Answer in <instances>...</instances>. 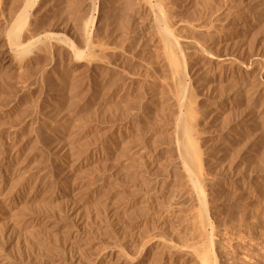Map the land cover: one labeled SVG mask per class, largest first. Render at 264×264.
<instances>
[{"label":"rangeland","instance_id":"374dc122","mask_svg":"<svg viewBox=\"0 0 264 264\" xmlns=\"http://www.w3.org/2000/svg\"><path fill=\"white\" fill-rule=\"evenodd\" d=\"M164 2L183 35L233 57L200 65L185 52L217 264H264V0ZM140 3L29 1L30 47L0 56V202L29 179L25 218L0 205V264H123L103 251L187 230L173 84Z\"/></svg>","mask_w":264,"mask_h":264},{"label":"bare ground","instance_id":"6f19581e","mask_svg":"<svg viewBox=\"0 0 264 264\" xmlns=\"http://www.w3.org/2000/svg\"><path fill=\"white\" fill-rule=\"evenodd\" d=\"M29 1L33 2V0H0V39H2L4 42V44L0 45L1 46L0 56L4 55L8 58L14 57L16 55L20 56L19 54L21 52L26 51L28 47H30L28 31H29V19L32 15L31 14H30L31 16L29 15L30 13ZM34 1L40 2V0H34ZM163 1L164 0H141L140 5H143L141 7L147 9L148 16L146 19V23L150 24L149 27H151L153 30L152 32L157 40V44L160 46L161 49L163 63L168 69L173 84L174 102L176 103V107H177L176 115L174 117L175 118L174 124H173V133L175 135L174 145L176 150L175 162L177 169L179 170L181 182L186 188L189 201L191 203L190 205L192 206L189 209V211L187 210L188 212L185 214L186 218H184L185 219L184 221L186 222L187 230L185 231L186 228H183V230L185 231L184 232L181 229V231L184 234H182L180 231L175 232L176 230H174L175 233L174 234L172 233L173 234L172 236L169 234L168 236L166 235L164 236V234L161 235L160 233L156 232V230L155 231L153 230L150 233H147V235L143 238V240L140 241V245L138 249L136 248L134 252L133 251L124 252V250L121 252L122 249L119 250L117 246L111 247L109 245H108L109 247H107L103 252L113 253L116 250H118V252L120 251L119 253H121L122 256L120 255L119 256L125 262L123 264H148L151 261L150 260L148 262V260L151 259L152 256L154 255L167 256L172 260H175V262L173 263L176 264H217V259L215 255V253H217L215 252L216 243L215 240L213 239V237L216 236H213L212 233L213 231L215 232L216 226L214 227V223L212 221L213 217L212 215H210L211 210L209 211L210 208L208 209V201H207V195H208L207 187L209 186L211 180L210 181L208 180L209 176L208 177L205 176V170H204L205 157H203V152H201L198 143L199 138H198V133L196 131V126H197L196 121H198L197 116L200 112L197 111L198 108L195 107L196 97L193 94L191 86L189 85L190 81L188 82L189 69H188V62L185 52L186 50L189 49L192 50L194 52V56L198 59V63L200 65L205 62L208 63L218 62L220 64L232 63L233 57L231 58L223 57L220 56L219 54H215L210 49L201 45L193 37L183 35V33L180 32L181 30H179L182 24L172 22L169 19L170 15L168 12L166 13L168 9L167 10L164 9L166 3L165 2L163 3ZM23 31L25 32L23 33ZM47 36H49L50 40L61 39L53 34ZM63 41H66V39H64ZM94 45L96 44H93V48H96L94 47ZM69 46L71 47L70 44ZM105 49L108 48L107 47L105 48L102 45L98 46V51H100L101 53L105 51ZM91 50L94 51L95 54V50L93 49ZM71 52H73V49ZM76 52L77 51L73 52L75 53L73 55H76ZM79 55H76V58ZM95 56H98L97 53ZM101 56L102 54H100L99 57ZM79 57H81V55ZM102 58H104V56H102ZM102 58H99L100 63L101 61H103V64H107L108 66L112 65L109 63L108 59L104 60ZM56 144H58V142ZM58 150L60 151V149ZM241 181L243 183L242 179ZM13 182L14 183H12L13 185L10 188V190L8 192L5 190V192L7 193L2 198L0 205L2 203L5 207L8 208V210L10 211L12 210L11 213L14 212V215L19 220V218L22 217L20 216L21 215L20 210H22L23 213L24 210L25 211L27 210V209H21L25 206L27 207V205L25 204L26 202H24V200L20 203V200L22 199L21 193L24 191L25 187L28 186L29 184V179L18 177ZM0 215H1V211H0ZM22 218L25 217L23 216ZM0 223H2L1 220ZM0 225H3V223ZM10 231L8 230V234L10 233ZM175 237L177 239H175ZM169 258L167 261H169ZM163 261L165 262V259ZM158 262L161 263L160 260ZM77 263L78 262H76V264ZM90 263H93V260ZM161 264H163V262Z\"/></svg>","mask_w":264,"mask_h":264}]
</instances>
